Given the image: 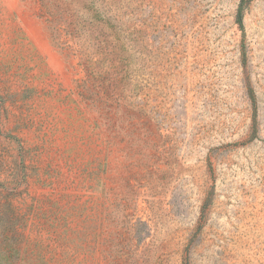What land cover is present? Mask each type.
Segmentation results:
<instances>
[{"label":"rangeland","instance_id":"rangeland-1","mask_svg":"<svg viewBox=\"0 0 264 264\" xmlns=\"http://www.w3.org/2000/svg\"><path fill=\"white\" fill-rule=\"evenodd\" d=\"M0 0V264H264V0Z\"/></svg>","mask_w":264,"mask_h":264},{"label":"trees","instance_id":"trees-1","mask_svg":"<svg viewBox=\"0 0 264 264\" xmlns=\"http://www.w3.org/2000/svg\"><path fill=\"white\" fill-rule=\"evenodd\" d=\"M243 8H244V0H241L240 3L238 4L237 13H236V23L240 28L242 27Z\"/></svg>","mask_w":264,"mask_h":264}]
</instances>
